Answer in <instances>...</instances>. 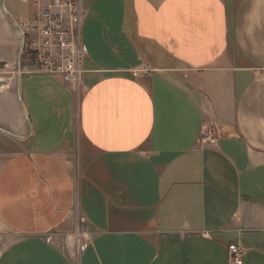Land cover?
Masks as SVG:
<instances>
[{"label": "crops", "instance_id": "obj_1", "mask_svg": "<svg viewBox=\"0 0 264 264\" xmlns=\"http://www.w3.org/2000/svg\"><path fill=\"white\" fill-rule=\"evenodd\" d=\"M82 4L69 88L0 0V264H264V0Z\"/></svg>", "mask_w": 264, "mask_h": 264}, {"label": "built area", "instance_id": "obj_2", "mask_svg": "<svg viewBox=\"0 0 264 264\" xmlns=\"http://www.w3.org/2000/svg\"><path fill=\"white\" fill-rule=\"evenodd\" d=\"M32 16L29 22L18 24L25 36L27 73L60 78L69 88L84 85L83 60L88 54L82 42L84 8L82 0H29ZM22 62H21V73ZM135 75L136 72H134ZM0 76V86H7ZM220 137L215 123L206 125L201 136L203 143H213ZM51 240V238H49ZM244 249L235 243L228 245L229 264H244Z\"/></svg>", "mask_w": 264, "mask_h": 264}, {"label": "water", "instance_id": "obj_3", "mask_svg": "<svg viewBox=\"0 0 264 264\" xmlns=\"http://www.w3.org/2000/svg\"><path fill=\"white\" fill-rule=\"evenodd\" d=\"M25 49V36L22 34V46L20 48L19 56H18V70L21 71V62H22V55Z\"/></svg>", "mask_w": 264, "mask_h": 264}, {"label": "rangeland", "instance_id": "obj_4", "mask_svg": "<svg viewBox=\"0 0 264 264\" xmlns=\"http://www.w3.org/2000/svg\"><path fill=\"white\" fill-rule=\"evenodd\" d=\"M27 5L26 4H24V3H21V8L25 11H27V7H26ZM25 11V12H26ZM18 19H19V16L17 17Z\"/></svg>", "mask_w": 264, "mask_h": 264}]
</instances>
